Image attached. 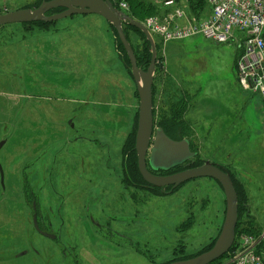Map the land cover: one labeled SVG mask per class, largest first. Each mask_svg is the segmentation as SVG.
Here are the masks:
<instances>
[{"label":"rangeland","instance_id":"1","mask_svg":"<svg viewBox=\"0 0 264 264\" xmlns=\"http://www.w3.org/2000/svg\"><path fill=\"white\" fill-rule=\"evenodd\" d=\"M45 1L0 0V15L36 9ZM114 1L117 4L111 2L116 8L131 18V14L134 15L138 20L133 19L141 23L150 18H165L174 11L163 9L155 0ZM121 3L126 4L128 10H123ZM180 7H185L188 20H201L210 15L207 0H185ZM148 9H152L151 12H145ZM84 18H99L105 24L107 22L96 15H75L47 26L35 25L33 34H50L59 26L70 29L68 26L72 24L81 25L80 20ZM107 24L114 47L126 65L120 63L125 67L123 77L118 79L114 76L115 82L109 84L110 87L120 86V104H116L114 96L97 95L102 71L119 66V63L104 61L99 65L98 61L81 75L76 72V78L80 75L81 80L80 85L76 81L73 87L69 75L65 77L64 85L61 81L59 84L45 82L42 88L37 79L27 85L24 61H11L12 50L24 53V48L20 41L11 40L10 35L19 38L27 34L29 27L13 24L0 28V143L6 141L0 150V165L4 171V183L0 171V195L10 201L3 205L5 209L1 211L11 212L6 220L8 231H5V224L0 225V260H3L0 264H166L205 253L222 231L226 216L225 194L218 182L208 178L189 181L175 192L162 189L161 192L150 193L131 189L129 194L134 195L137 201H130L128 210L125 197L118 202L95 203L98 216H103L101 210L108 208L106 216L97 222L103 226L108 224L128 236L129 246L125 245L128 244L126 239L110 230L100 231L93 227L87 231L76 229V234L64 232L60 235L58 226L52 230L54 239H49L35 227L32 216L35 198L32 194L40 199L42 195L57 192V187L53 191L54 183L50 181L53 161L62 150L63 142L67 141V132L80 128L79 117L119 118L121 123L115 124L114 128L113 120L105 125L107 132H126L136 136L139 96L137 94V105L133 109V101L130 103L129 99V80L133 78L130 67H127L128 56L119 36L117 38ZM86 25L92 24L88 22ZM15 28L18 31L15 32ZM126 31L135 54L144 56L147 52L142 35L129 28ZM155 38L158 52L154 97L156 125L162 124L165 116L170 122L176 116H182L185 122L180 123L184 127L183 134L174 130L172 123L166 124L167 132L176 141H190L193 151L198 154L194 165L211 162L234 177L239 188L241 212L250 211L256 226L264 230V99L244 92L238 83L235 66L241 52L239 44H218L202 35L166 44ZM86 42L88 47L93 45L91 41ZM33 62L38 64L45 60ZM150 63L145 65L146 69ZM37 70L40 71L41 67ZM37 70L33 68L32 76ZM79 95L84 99L81 103ZM26 104L59 109L68 121L35 124L37 131H27ZM44 111L52 114L50 110ZM70 122L75 124V128L65 131L64 128H72ZM93 127L99 132L104 124L95 123ZM51 128L53 130H48ZM68 137L72 139L73 135ZM107 142L113 145L112 138ZM67 154L69 152L63 150L59 156ZM112 154L116 158L114 171L120 173L121 194L125 195V155L119 149ZM133 179L138 184L140 177ZM24 196H27L29 209ZM45 203H41L43 208ZM52 215L56 216L55 213ZM130 222L136 225L131 226Z\"/></svg>","mask_w":264,"mask_h":264},{"label":"crops","instance_id":"2","mask_svg":"<svg viewBox=\"0 0 264 264\" xmlns=\"http://www.w3.org/2000/svg\"><path fill=\"white\" fill-rule=\"evenodd\" d=\"M80 21L81 25L79 26L78 24H72L68 26L70 29H61L59 26L57 30L50 34L34 35L35 28L27 29V34L19 38L13 37L11 34L10 39L20 41L24 48V53L13 49L11 61H24L27 85L37 79L42 88L45 87V82H48L47 84H59L61 81L64 85L67 75L71 76L72 87L76 85V81L80 85L82 71L96 65L98 61H100L99 65L104 61L108 63L111 61L117 62L119 66L112 65L113 67L102 71L101 87L98 89L97 95L105 97L110 95L111 98L114 96L116 104H120L118 103L120 86L115 84L110 87L109 84L115 82L114 76H117L118 79L123 77L125 67L120 66V63L122 62L123 66L126 65H124L114 47L109 26L107 22L105 24L99 18H84ZM88 22L92 25H86ZM76 28L80 31L79 33L76 32ZM16 31H18L17 28H15ZM86 41H91L93 45L88 47ZM79 47H81V51H79ZM106 48L109 49L107 50L108 54L106 53ZM40 59L45 60V62H39L38 64L33 62ZM35 67L36 70L37 67H41V70H37L35 76H32L33 68ZM76 72L80 73L77 78L75 76ZM129 81V99L130 103L133 101L132 108L134 109L137 105V90L133 80ZM78 100L81 103L84 99L82 100V96L79 95ZM44 109L50 110L52 114H46ZM62 114L59 109L51 110L42 105L26 104L25 123L28 127L27 131L31 130L32 133L37 131L34 128L35 124H52L53 122L62 124L67 122L65 115ZM14 116L18 118V115ZM58 116L61 118L56 119ZM112 120L107 116L99 119L89 115L79 117L80 128L74 129L75 131L73 132H67V141L63 142L62 150L58 152L56 155L58 157L53 161L50 181L54 183V187H57L56 194L61 195L66 204L64 212L65 228L69 230V233L66 234H76V229L87 231L88 228H93L88 218V212L93 213L96 220H101L102 218L95 212L97 208H95L96 205L94 204L97 202H118L119 199L115 196H122L117 185L120 173L116 174L114 171L116 158L112 153L115 149H119L122 152L130 134L128 135L126 132L117 133L115 131L107 132L106 126L111 124ZM95 123L104 124L103 130L95 131L93 127ZM118 123H121L119 118L113 120V128ZM53 128L48 130H53ZM71 129L73 128H68V130L64 128L65 131ZM68 135H73V138L70 139ZM108 138L113 139V145L107 142ZM121 138H123V141H121ZM63 150L69 152V155L59 156ZM32 152L33 150H31L30 154ZM27 154L28 150L25 155ZM114 187H117V190ZM2 196L0 195V225L5 224V231H8L9 225L6 220L11 212H2L1 210L5 209L3 205L10 201ZM45 196L42 195L39 199L41 203L46 201ZM24 202H26V207L29 209L27 206L28 201L25 199ZM8 205L10 208V204ZM139 220L137 218V221ZM130 224L131 226L136 225L131 222ZM25 250L27 249L25 248Z\"/></svg>","mask_w":264,"mask_h":264},{"label":"water","instance_id":"3","mask_svg":"<svg viewBox=\"0 0 264 264\" xmlns=\"http://www.w3.org/2000/svg\"><path fill=\"white\" fill-rule=\"evenodd\" d=\"M58 10L61 11L56 12ZM50 14L54 15L50 16ZM75 15H96L105 19L116 30L128 54L131 74L140 100L135 150L139 172L144 181L154 188L171 187L172 191H175L189 181L208 178L218 182L224 191L226 216L222 231L214 246L197 257L169 264H213L221 260L230 252L236 240V229L239 222L238 193L231 174L218 165L206 162L201 166L191 167L198 154L192 151L189 140L176 141L171 139L162 128L154 130L153 87L158 52L156 42L147 27L116 8L111 0H51L43 2L36 9H22L0 15V28L13 24L55 23ZM125 26H132L141 31L151 47L152 61L146 71L138 65L135 52L127 39ZM29 29H31L30 26ZM70 123L74 128L73 123ZM4 144L6 141L0 143V150ZM183 166L187 169L170 176L153 174V172H170ZM0 171L4 183V171L1 165ZM33 222L43 236L52 237L40 230L37 215L34 216Z\"/></svg>","mask_w":264,"mask_h":264},{"label":"built area","instance_id":"4","mask_svg":"<svg viewBox=\"0 0 264 264\" xmlns=\"http://www.w3.org/2000/svg\"><path fill=\"white\" fill-rule=\"evenodd\" d=\"M167 10L165 18L145 21L149 31L164 44L202 35L218 44L236 42L241 49L237 73L244 92L264 99V0H207L210 15L188 20L182 0H155ZM123 10L127 5L120 4ZM185 22H182V21ZM221 264H264V230L242 234Z\"/></svg>","mask_w":264,"mask_h":264},{"label":"flooded vegetation","instance_id":"5","mask_svg":"<svg viewBox=\"0 0 264 264\" xmlns=\"http://www.w3.org/2000/svg\"><path fill=\"white\" fill-rule=\"evenodd\" d=\"M153 93H154V90H153ZM154 95H155V93H154ZM155 115H156V112H155ZM155 115H154V118H156ZM155 122H157L156 119H155ZM166 124H167L166 120L163 119L162 125L161 124L156 125V123H155L154 130L156 131L158 128H162L165 131V133L167 134V132H166ZM178 131L181 134H183V128H179ZM167 135L171 139L175 140L169 134H167ZM191 148H192V145H191ZM192 151H193V148H192ZM125 161L127 162V156H125ZM126 162L123 164L125 195H122L121 197H119V196H115V197L118 198V199L125 197V203H127V210H128L129 202L130 201H132V202L137 201L135 199L134 195H130L129 194L130 193L129 190L137 189V190L148 191L150 193H157V192H161L162 189L154 188L152 186L147 185L145 183L144 179L141 176H140V180H138V184L135 183V180L133 179V177L131 175V172H130L129 164L126 163ZM192 166H194V165H192ZM186 169H187L186 166H183L181 168L174 169V170H172L170 172H158V173H154L153 172V174L158 175V176H170V175L182 172V171H184ZM139 181L141 182V184L139 183ZM120 182L121 181L119 180L117 182V185L119 186V188H122V185L120 184ZM167 189H170V188H167ZM119 190L121 192H123L121 189H119ZM47 191L49 192V190H47ZM53 191H54V186H53ZM24 197L27 200V196H24ZM32 198H35V201L32 202V213H33L32 216H33V219H34V216L37 215V224H38V226H39L41 231H43L44 233L52 236L53 235L52 234L53 233L52 230L54 229V227L60 226L58 234L62 235V234H64V232L65 233H69V230L65 228V217H64L65 214H64V212L66 210V204L64 202V198L61 195H58L56 193L47 194L44 197L46 199V203L44 205L45 210L43 208V205L39 202V199L34 194H32ZM72 208H75V207H72ZM95 208H97V206H95ZM107 209L108 208H104L103 210H101V214L103 215V216H101L102 218H104V216H106L105 215V211ZM95 212L98 214L97 210H95ZM54 213L56 214V216H53V217L54 218L57 217L58 218L57 221L60 222V224H59L56 221L58 223V225H54L53 222L51 221V219L49 218L51 216V214H54ZM88 213H89V217L88 218H89L90 224L94 228H97L100 231H104V230L108 231V230H110L112 232H115V234H117L119 236H122L123 239H126L128 244H125V245H127V246L130 245V238L128 236L119 233V231H117V230L115 231V229L112 226H109L108 224L104 225V226L101 225L100 223L97 222V220H96V218H95L93 213H91V212H88ZM49 239H52V238H49ZM56 240H57V238L55 239V241ZM122 246H124V245L122 244Z\"/></svg>","mask_w":264,"mask_h":264},{"label":"trees","instance_id":"6","mask_svg":"<svg viewBox=\"0 0 264 264\" xmlns=\"http://www.w3.org/2000/svg\"><path fill=\"white\" fill-rule=\"evenodd\" d=\"M47 1H51V0H47ZM114 4H117L114 0H111ZM42 3V2H41ZM151 10L152 9H148L147 11H145V12H147V13H149V12H151ZM59 11H61V10H58V11H56V12H59ZM55 13V12H54ZM131 16L133 17V18H135V19H137V17H135L134 15H132L131 14ZM138 20V19H137ZM35 25H40V26H47L48 25V23H42V22H40V23H35V24H31V25H25V26H30L31 28H33V26H35ZM111 26V28L113 29V31H114V33H115V36L118 38V34H117V32H116V30L114 29V27L112 26V25H110ZM126 28H129V29H131L132 31H135L136 33H140L141 35H142V37L144 38V41H145V43H146V54L144 55V56H140V55H137L136 54V57H137V60H138V65H139V67H141V68H143L145 71L147 70L146 68H145V65L150 61L151 62V60H152V54H151V52H150V46H149V44H148V42L146 41V38H145V36H144V34L141 32V31H139L138 29H136V28H134V27H132V26H125L124 27V29H125V33H126V35H127V37L129 38V36H128V34H127V31H126ZM125 57H126V55H125ZM126 61H127V67L129 68V67H131V64H130V60L126 57ZM129 71H130V69H129ZM130 74H131V72H130ZM131 76H132V74H131ZM133 78V77H132ZM153 90H154V93H155V85H154V88H153ZM138 94V93H137ZM139 96V95H138ZM154 97H155V95H154ZM154 104H155V100H154ZM154 107H155V105H154ZM180 108V107H179ZM178 110V109H177ZM155 112H156V110H155V108H154V115H155ZM175 116H176V114H175ZM178 118V119H177ZM163 119H165L166 120V122L167 123H169V124H171L172 123V126H173V129L174 130H176V131H178L179 130V128H184L183 126H182V124H180V123H185L184 122V120L182 119V116H176V119L175 120H171V121H173V122H175V123H173V122H170V121H168L167 119H169V118H167V116H165V118H163ZM162 125V124H161ZM137 127H138V125H137ZM166 132H167V130H166ZM137 133V132H136ZM167 134H169L168 132H167ZM170 135V134H169ZM135 147H136V136H134V134H130L129 135V137L127 138V140H126V143H125V145H124V148H123V154L125 155V156H127V163L129 164V168H130V172H131V175H132V177L133 178H136V177H140L141 176V174H140V172H139V168H138V158H137V154H136V150H135ZM197 166H199V165H194V166H192V167H197ZM232 176V175H231ZM142 177V176H141ZM232 179H233V182H234V185H235V188H236V190H237V193H238V197H239V222H238V226H237V229H236V234H237V238L236 239H238V237L240 236V235H242V234H247V235H256V234H258V231H261L262 229L261 228H258L257 226H256V221H255V219L252 217V214H251V212L249 211V212H247V213H243V212H241L242 211V204H241V200H240V193H239V188H238V185H236V183H235V181H234V177L232 176ZM146 183V182H145ZM147 184V183H146ZM219 184V183H218ZM148 185V184H147ZM220 185V184H219ZM183 186V185H182ZM181 186V187H182ZM168 188H170V189H167V190H172V188L171 187H168ZM180 188V187H179ZM178 188V189H179ZM176 191V190H175ZM174 191V192H175ZM245 211H248V209H246ZM50 219H51V221L53 222V224L54 225H58V223L56 222L57 220H58V218L56 217V218H54L53 217V215L51 214V216L49 217ZM216 242V241H215ZM215 242L209 247V249L208 250H206L205 252H207V251H209L213 246H214V244H215ZM199 255H201V254H199ZM199 255H196V256H193V257H188V258H183V259H178V260H175V261H181V260H188V259H192V258H194V257H197V256H199ZM225 257V256H224ZM175 261H173V262H175ZM171 263V262H170ZM220 263V261H217V262H215V263H213V264H219ZM166 264H169V263H166Z\"/></svg>","mask_w":264,"mask_h":264},{"label":"bare ground","instance_id":"7","mask_svg":"<svg viewBox=\"0 0 264 264\" xmlns=\"http://www.w3.org/2000/svg\"><path fill=\"white\" fill-rule=\"evenodd\" d=\"M185 0H182L181 2L183 3ZM207 3H208V1H207ZM41 6V5H40ZM208 6L210 7V5H209V3H208ZM167 10V9H166ZM175 11V10H174ZM210 11H211V8H210ZM51 15H54V14H50V16ZM56 23V22H55ZM120 39V38H119ZM128 39V38H127ZM121 41V40H120ZM129 41V40H128ZM122 43V42H121ZM123 45V44H122ZM124 47V46H123ZM151 48V47H150ZM125 49V48H124ZM126 51V50H125ZM127 53V52H126ZM152 53V52H151ZM136 55V54H135ZM240 55L241 54H238V57H237V59H239L240 58ZM127 56H128V54H127ZM137 58V57H136ZM128 59H129V57H128ZM152 61V60H151Z\"/></svg>","mask_w":264,"mask_h":264}]
</instances>
